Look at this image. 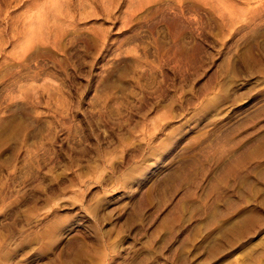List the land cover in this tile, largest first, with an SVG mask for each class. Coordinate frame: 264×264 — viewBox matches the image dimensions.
<instances>
[{
  "label": "rangeland",
  "instance_id": "rangeland-1",
  "mask_svg": "<svg viewBox=\"0 0 264 264\" xmlns=\"http://www.w3.org/2000/svg\"><path fill=\"white\" fill-rule=\"evenodd\" d=\"M0 264H264V0H0Z\"/></svg>",
  "mask_w": 264,
  "mask_h": 264
}]
</instances>
